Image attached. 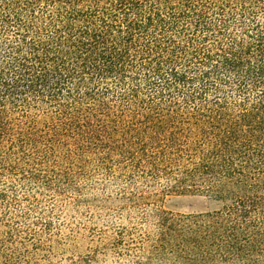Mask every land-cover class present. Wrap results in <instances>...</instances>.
<instances>
[{
  "label": "trees",
  "instance_id": "obj_1",
  "mask_svg": "<svg viewBox=\"0 0 264 264\" xmlns=\"http://www.w3.org/2000/svg\"><path fill=\"white\" fill-rule=\"evenodd\" d=\"M58 206L112 232L55 261ZM102 261L264 264V0H0V264Z\"/></svg>",
  "mask_w": 264,
  "mask_h": 264
},
{
  "label": "rangeland",
  "instance_id": "obj_2",
  "mask_svg": "<svg viewBox=\"0 0 264 264\" xmlns=\"http://www.w3.org/2000/svg\"><path fill=\"white\" fill-rule=\"evenodd\" d=\"M87 195L88 198L92 197L89 193ZM155 198L159 208L175 214L201 213L217 207L213 200L202 194L164 190L159 192ZM93 212L94 217H91L92 214L86 208L72 206H58L54 212L48 211L47 215L49 216L44 217V222L51 221L52 223L50 234L54 239L52 245L55 261H65L71 257L88 253L92 238L91 227L112 232L110 227H112L113 221H108L102 211L95 210ZM123 223L129 225L127 220ZM99 264H110V262L102 261Z\"/></svg>",
  "mask_w": 264,
  "mask_h": 264
}]
</instances>
